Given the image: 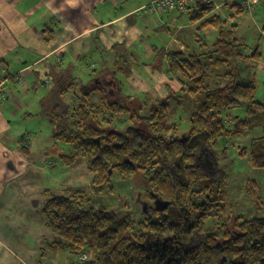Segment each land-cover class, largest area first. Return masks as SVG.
<instances>
[{"label":"trees","instance_id":"trees-1","mask_svg":"<svg viewBox=\"0 0 264 264\" xmlns=\"http://www.w3.org/2000/svg\"><path fill=\"white\" fill-rule=\"evenodd\" d=\"M211 11L202 5L189 10L192 21H201L199 31L212 27L219 33L215 52L225 58L211 63L230 65L235 58L259 60L258 50L250 56L239 53V40L226 37L227 21L215 13L209 15ZM45 29L50 42L54 30L49 26ZM152 50L157 59L163 54L168 58L167 74L188 86L189 93L185 95L194 99L190 131L181 138L176 133L170 135L175 131L169 123L173 94L157 100L145 115L140 113L144 105L141 98H136L133 107L125 106L121 104L125 98L117 92H112L111 102L106 97L93 102L91 95L87 99L88 94H82L80 99L75 97L77 104H71V108L63 103V98L74 86L67 85L69 80L60 75L57 80L55 76L48 104L44 102L49 109L43 111L50 116L54 140L73 149L62 156L63 162L71 166L84 159L92 174L93 190L112 193L114 174L123 181L143 175L147 197L153 202H166L169 207L165 214L148 213L145 221L139 223L142 230L135 234L136 222L130 213L119 217L104 208L86 209V192L74 189L68 197L54 196L45 201L42 215L46 226L58 237L48 248L75 254L78 261L73 264H264V218L228 217L221 227H208L209 219L229 213V182L217 164L220 140L264 128V103L256 99V82L241 81L234 68L219 77L224 76V86H212L202 55L189 53L182 58L179 52L166 53L156 47ZM120 62L123 65L117 72L129 77V60ZM158 62L154 68L159 67ZM239 107L244 108L245 117L228 114L223 118V113ZM107 109L116 118L109 119ZM120 118L131 121L132 126L123 131L101 128L105 122L112 125ZM263 141L264 138L254 140L251 145L255 169H264ZM241 153L246 152L242 149ZM82 255L89 257L82 260Z\"/></svg>","mask_w":264,"mask_h":264},{"label":"crops","instance_id":"crops-1","mask_svg":"<svg viewBox=\"0 0 264 264\" xmlns=\"http://www.w3.org/2000/svg\"><path fill=\"white\" fill-rule=\"evenodd\" d=\"M151 2L152 0H0V264H51L61 260V255L65 252H55L48 248L58 237L46 226L42 215L45 201L57 196L54 184L47 186L45 182L46 168L56 166V161L48 157L51 154L48 152L51 141H45L38 135L26 134V124L20 125L13 132L12 120L2 108H11L4 101L6 98L3 88L9 82L26 84L24 79L33 76L36 79L32 82V87L38 89V85L44 83L50 86L52 92L58 76L62 75L69 80L67 85L74 86L70 93L80 89V95L88 94L85 98L93 95V102L103 97L111 102L112 92L122 96L117 72L123 65L120 61H127L130 56L135 59L136 55L130 49L139 42H144V32L138 23L137 14L144 13L141 17L144 25L159 23V17H150L143 9ZM172 22L175 20L172 19ZM46 26L54 30L50 42L46 40ZM146 48L148 54H154L153 47ZM66 59L69 64L64 67ZM88 60L86 67L91 72L98 67L100 69L93 73L95 78L85 86L89 88L83 89L80 86L82 79L75 77L74 72L82 71ZM251 60L256 62L257 69L264 70L261 56L259 60ZM3 73L10 75L3 76ZM15 75L23 76V82H17L13 78ZM24 87L26 91L30 90L27 84ZM128 87L131 91L129 98L133 101L138 98L140 85ZM175 87L183 90L182 86ZM96 92L101 94V98L95 95ZM67 97L69 96L63 98L66 106L70 105V99L65 100ZM75 97L79 98L74 95V102L70 101L72 105L77 104ZM43 115L46 117V112L43 111ZM238 117L243 118L242 114ZM234 138L237 137L220 140L221 144L219 143L216 151L219 160H225L227 149ZM238 138L240 141L235 146L239 150H245L246 153L240 152L241 155L249 154V166L255 169L250 149L254 140L264 138V128L256 127ZM246 144H250L249 148ZM62 156L60 154V159ZM68 167L66 180L61 185L64 190H74V187H88L92 190L91 174L74 177V164ZM253 186L257 187L256 182H253ZM32 237L36 239L31 245L29 238ZM68 257L67 264L77 261L72 254Z\"/></svg>","mask_w":264,"mask_h":264},{"label":"rangeland","instance_id":"rangeland-1","mask_svg":"<svg viewBox=\"0 0 264 264\" xmlns=\"http://www.w3.org/2000/svg\"><path fill=\"white\" fill-rule=\"evenodd\" d=\"M143 14L144 13H139L136 16L139 19L138 23L143 28L144 42H139L130 49V51L136 55L135 59H133L130 56L131 53H129L130 58H128V60L131 66V75L126 77L123 74L118 73V80L120 86H122V97L125 98V101L121 102L122 105H130L133 107V102L136 101V99L132 101L129 98L131 91L128 86L131 85H140L138 97L141 98L144 103L143 108L140 111L143 115L150 111L151 107L157 102V100L162 101L173 94L174 97L170 99L172 110L169 123L173 125L175 131H172L170 135L176 133L181 138V135L190 131V119L194 112V99L191 96L185 95L189 91L188 86L182 85L178 78L175 79V76L172 78V76L167 74L169 62L167 57L164 58L163 53V56L160 55L157 59L155 54H148L146 46L156 47L157 51L165 50V52L170 53L179 52V54L181 53L180 57L182 58L186 57L189 53L202 55L201 59L206 65H208V73L210 75L209 83L212 86H224L226 83L224 76H222L223 78L219 77L236 68L241 81L256 82V86H258L256 99L259 102L264 101V70L257 69L255 62L249 59L235 58L230 61V65H222L219 62L216 66L211 63L212 60L225 58L218 52H215L216 47L214 44L219 36L216 29L209 27L205 30L199 31L197 26L201 21H192L189 11L185 13H163L162 17L161 14L150 15L146 13L150 17H159L157 19V21H159L158 24L151 22L148 25L143 24L141 19V17L144 16ZM215 14L223 17L227 21L224 25V30L228 32L226 35L227 39L237 38L240 44H242V47L238 50L239 53H242L245 56H250L254 51L258 50L262 62L264 63V32L262 30L264 24V0H260V5L252 12L244 11L238 13L237 10L222 8L216 11ZM209 15H213V12H210ZM172 19H174L175 22H172ZM229 31L233 32L230 33ZM180 46H183L182 50L180 49ZM157 61H159V67L154 68L153 65H155ZM68 64L69 60L66 59L63 66L67 67ZM88 64L89 60L84 63L82 71L74 72L75 77L79 76L82 79L80 86H87L90 84L91 82L89 81L95 78L93 73L97 69H100V67H98L91 72V70L86 67ZM81 72L84 74H80ZM34 79L36 78L33 76L32 78L27 77L24 79L25 83L30 86L29 91L24 89L26 84L20 83L19 85L15 83V85L9 82L3 90L6 98L4 101L8 103L11 108L6 106H2V108L12 120L13 132H15L20 125L26 124L28 125V131L25 132L26 134L28 133L29 135L34 136L38 135L43 137L45 141H51V144L48 146V152L51 154H48V157H52V159L56 161V166H48L46 168L45 182L47 183V186L52 185V183L54 184V191L57 193V196L68 197L73 193V190H64L61 185L66 180L69 167L63 162L62 158L60 159V154H69L73 149L64 142H56L54 140V132L50 116L48 113L46 114V117L43 115V110L46 111V109H48V107L45 108L44 102L48 104V101L50 100L48 96L51 93V88L43 83L38 85V89H35L32 87ZM175 86H182L184 91L179 90V87ZM79 90L80 89H77V91L74 90L75 92L69 93V97L65 98L66 101L68 98L70 99L69 104L71 108V102H74L72 94L79 97ZM95 95L101 98V94L98 92H96ZM45 96L47 97L44 98ZM91 98H94V96L92 95ZM96 102H99V100ZM42 106L44 107L43 109ZM108 110L109 109H107L106 114L110 119L111 116ZM95 114L101 116L100 111H96ZM228 114L235 118L238 115L240 116V114L245 117L244 108L241 107L234 108L229 113H223V118ZM122 116L129 119L126 115ZM112 117L116 118L114 115ZM131 126V121L120 118L115 119L112 125L105 122L104 125H101V128L106 130L112 128L123 131ZM234 139L235 140L231 142V146L227 149L228 154L225 156V160H219V158H217V164L222 173L226 175L229 182V213L227 216L221 218L216 217L215 219H209L208 227L210 230L221 227L228 220V217L234 218L243 216L248 220L264 218V169H252L248 162L249 154L241 155V150L235 146V143L237 144L240 139L238 137ZM262 144H264V141ZM245 146L249 148L250 144H246ZM89 174L91 173L87 169L85 160H77L74 164L72 175L74 177H81ZM253 182H256L257 187L253 186ZM145 183L146 181L143 175H137L132 180L123 181L117 174H114L111 178V187L113 188L112 193H108L107 191L98 193L96 190H90L88 187H74V189H80L86 192L87 199H89L86 209L89 207L96 210L104 208L107 211L115 212L119 217L130 213L134 222H136L133 232L138 234L142 230V226H140L139 223L145 221L148 213L154 216L155 213L157 214L160 212L165 214L166 211L160 209L155 205V202L147 197V187ZM168 207L169 205L166 209ZM221 231H223V229ZM35 239V237L29 238V243L32 245ZM68 256H70V254L64 252L61 255V260L55 261L51 264H67V260L69 259ZM88 257L89 255H82L80 258L85 259ZM74 259L78 261V257L75 254Z\"/></svg>","mask_w":264,"mask_h":264},{"label":"built area","instance_id":"built-area-1","mask_svg":"<svg viewBox=\"0 0 264 264\" xmlns=\"http://www.w3.org/2000/svg\"><path fill=\"white\" fill-rule=\"evenodd\" d=\"M259 4V0H152V2L144 7V11H146L150 15H159L164 12H178L185 13L190 10L192 7H196L198 5L210 7L212 9L211 12L215 13L216 11L226 8L230 10H237L234 8L241 9L242 11L252 12L254 11ZM3 76H9V74ZM23 76L15 75L13 78L17 82H23ZM1 79V74H0ZM1 83H0V91H1ZM82 259V258H81ZM86 259V258H85ZM82 259V260H85Z\"/></svg>","mask_w":264,"mask_h":264},{"label":"water","instance_id":"water-1","mask_svg":"<svg viewBox=\"0 0 264 264\" xmlns=\"http://www.w3.org/2000/svg\"><path fill=\"white\" fill-rule=\"evenodd\" d=\"M224 19V18H223ZM87 87H84L83 89H86ZM155 205L158 206L160 209H166V207L169 205L168 203L166 202H162L160 201L159 199H156L155 200Z\"/></svg>","mask_w":264,"mask_h":264},{"label":"flooded vegetation","instance_id":"flooded-vegetation-1","mask_svg":"<svg viewBox=\"0 0 264 264\" xmlns=\"http://www.w3.org/2000/svg\"><path fill=\"white\" fill-rule=\"evenodd\" d=\"M95 83H98V82H95ZM110 84H112V83L110 82ZM94 85H96V84H94Z\"/></svg>","mask_w":264,"mask_h":264},{"label":"clouds","instance_id":"clouds-1","mask_svg":"<svg viewBox=\"0 0 264 264\" xmlns=\"http://www.w3.org/2000/svg\"><path fill=\"white\" fill-rule=\"evenodd\" d=\"M10 75V74H9ZM89 87H87V89H88Z\"/></svg>","mask_w":264,"mask_h":264}]
</instances>
